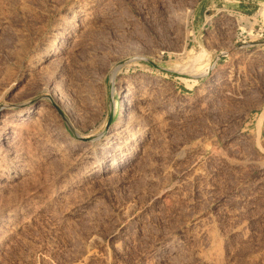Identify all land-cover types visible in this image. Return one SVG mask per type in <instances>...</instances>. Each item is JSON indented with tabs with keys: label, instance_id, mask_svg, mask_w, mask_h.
<instances>
[{
	"label": "rangeland",
	"instance_id": "obj_1",
	"mask_svg": "<svg viewBox=\"0 0 264 264\" xmlns=\"http://www.w3.org/2000/svg\"><path fill=\"white\" fill-rule=\"evenodd\" d=\"M79 3L92 7L87 18L74 15ZM236 12L250 17L247 33L237 32ZM260 29L263 0H0V126L22 111L44 114L22 132L20 165L0 159V264H264ZM127 86L157 95L143 116L150 146L81 183L75 174L87 176V162L58 148L76 131L100 134L101 156ZM214 148L258 165L230 166ZM196 166L201 180L192 178ZM161 187L188 193L189 208H179L177 193L156 198ZM10 209L19 215L8 218ZM200 217L212 236L188 246H205V259L181 242L178 255L169 239H187Z\"/></svg>",
	"mask_w": 264,
	"mask_h": 264
},
{
	"label": "bare ground",
	"instance_id": "obj_2",
	"mask_svg": "<svg viewBox=\"0 0 264 264\" xmlns=\"http://www.w3.org/2000/svg\"><path fill=\"white\" fill-rule=\"evenodd\" d=\"M78 3V2H76ZM76 5V4H75ZM81 4L79 3V5L74 8L72 11L74 13V15L78 18H87L89 15H90V8L92 7H87L86 5H82L83 7L80 6ZM86 6V7H85ZM73 8V7H72ZM70 8V9H72ZM69 11V10H68ZM71 11V10H70ZM74 16V17H75ZM74 26H79L78 24H75ZM66 29V28H65ZM69 32V31H68ZM60 33V32H59ZM68 34V33H67ZM256 59V58H255ZM244 85V84H243ZM222 87V86H221ZM153 91V90H152ZM155 93H152L150 90H147L145 89V87H121L120 88V92H119V95L122 97V107H121V110H122V114H121V119L119 120V123H117V125L115 126V129L112 131V133L110 134V136H108L109 138L104 142V146L102 148V152H101V156H96V149L97 147L103 142V135H100V134H94L93 137H91L90 139H86L83 137V135L80 133V132H77L74 133L76 135V137H72V139L66 143V144H63L61 145L59 148H58V154L66 157V156H75V161L76 163H81V162H87V176H84V175H79L77 173V175L75 174V176L78 178V180L81 181L82 183V180H87V179H95V177H97V173L99 172L100 173V170L98 169L101 165V170L102 172H111V170L117 168L119 166V163H118V157L119 155H121V153H125V155H129V154H134V156L137 154L138 151L142 150V154H146L144 153V148L143 147H146V148H149L147 146H150L148 145L149 142H147L146 144V137L144 138V136L146 135L144 132H145V128L146 126H144L145 122L147 121H144L145 119L143 118V116L146 115V111H148V105L150 104L151 100L156 97L157 98V95L154 96ZM155 98V99H156ZM154 99V100H155ZM158 100L160 101V99L158 98ZM139 103L135 106L134 108V103L138 102ZM155 102V101H154ZM166 102V101H165ZM153 103V102H152ZM156 103V102H155ZM159 103V102H158ZM152 107L153 105L150 104ZM149 105V106H150ZM159 105V104H158ZM150 106V107H151ZM151 107V108H152ZM159 108V107H158ZM44 108H41V110H43ZM156 112V111H155ZM24 111H22L19 115H17V118L15 119H9V118H6V119H3L1 121V126H0V135L1 133L3 134H7V136L1 138L0 137V142L2 145H5L7 148H9L7 150V152H2L0 150V159L4 156H10V158L12 159V163L14 165H20L19 163L22 161V157L23 155L21 154V152L19 151V149L17 148L19 145L23 144V139H22V132L24 130L27 131V129H29L31 126L33 127L34 125H36L38 128L39 126H41L42 122H43V115L44 114H41L42 112L39 111H35V114L33 115V117H31L30 119H26L24 118ZM149 113V112H148ZM154 113V110L150 111L149 114H147V116H150V114L152 115ZM158 113V111H157ZM165 113H163L164 115ZM170 115V114H169ZM32 116V115H31ZM154 115L151 116V119ZM160 116V115H159ZM147 118V117H146ZM161 120H164L163 117H161ZM165 118V117H164ZM171 118V117H170ZM150 119V120H151ZM157 118H154L152 120H155L156 121ZM151 120V121H152ZM158 119V121H161ZM166 120V119H165ZM168 121V120H167ZM166 122V121H165ZM182 122V121H181ZM158 123H161V122H158ZM157 123V124H158ZM164 123V122H163ZM162 123V126H164ZM32 124V125H31ZM167 124V123H166ZM146 125V124H145ZM156 125V124H155ZM161 125V124H160ZM145 127V128H144ZM11 129V130H10ZM8 132H9V135H8ZM149 132V131H148ZM26 133V132H25ZM27 135V134H26ZM25 135V136H26ZM149 135V134H148ZM107 136V135H106ZM150 136V135H149ZM25 138V137H24ZM149 138V137H148ZM26 139V138H25ZM149 140V139H148ZM118 141V142H116ZM135 142V143H133ZM103 144V143H102ZM136 144H139L140 146L138 148H136V150H134V147L136 146ZM147 145V146H145ZM142 146V147H141ZM205 148V147H204ZM149 150V149H148ZM214 152L216 153L217 157L219 156L220 158H222V160L226 161L230 166H238L239 165H248V164H254L258 161H254L250 158H243L241 160H238L237 158H234V157H229V155L227 156L224 152H222V150H219L217 148H214ZM149 152V151H148ZM151 152V151H150ZM140 153V152H139ZM180 154V153H179ZM178 154V155H179ZM149 155V154H148ZM144 156V155H143ZM248 156V155H247ZM67 158V157H66ZM112 158L111 162L108 164V160ZM145 157H143L144 159ZM180 159H183L185 158L184 157V153L181 152V154L179 155ZM177 158V159H178ZM179 159V160H180ZM148 161V160H147ZM259 161H262V162H259V165L258 167H261L262 170H264V160H259ZM147 164V163H146ZM27 164H24V167L26 168V170H28V168L26 167ZM82 165V164H81ZM146 166V165H145ZM85 167V166H84ZM170 167V166H169ZM25 168L23 170H25ZM236 168V167H235ZM166 170V169H165ZM170 170V168H169ZM85 171V170H84ZM203 170H201L202 172ZM114 172V171H113ZM166 172V171H165ZM171 172V171H170ZM169 172V173H170ZM200 172V167H197L195 169H193V175H192V178L193 179H196L198 178V180H201L199 179L201 176H203ZM19 175L21 174L20 171L17 172ZM84 173V172H83ZM140 173V172H139ZM209 174V173H208ZM0 175H2V173L0 172ZM23 175V174H22ZM165 175V174H164ZM73 177V176H72ZM206 177V176H205ZM75 177H73V180H74ZM153 178V177H152ZM155 178V177H154ZM186 178L188 179L189 177H185L184 180H186ZM72 179V178H71ZM76 179V178H75ZM159 181V180H158ZM192 181V180H191ZM197 181V180H196ZM195 181V182H196ZM198 182V181H197ZM200 182V181H199ZM207 182V180H206ZM216 182V181H215ZM77 183V182H76ZM186 183V182H185ZM188 183V182H187ZM194 183V182H193ZM211 183V182H210ZM210 183L208 186H210ZM164 185V184H163ZM181 185H179L180 187ZM187 186V185H186ZM215 186V185H213ZM173 187V186H172ZM184 187V186H183ZM202 187V186H201ZM205 187V186H204ZM211 187V186H210ZM200 188V187H199ZM172 189V188H170ZM174 189V188H173ZM180 189V188H179ZM178 189V190H179ZM182 189V188H181ZM185 189V188H184ZM191 189V188H190ZM205 189V188H203ZM214 189V188H213ZM187 190V189H186ZM185 191V190H184ZM155 192V191H154ZM201 192H203L201 190ZM210 192V191H209ZM16 193V192H15ZM15 193H12L15 195L19 194H15ZM21 193V192H20ZM175 193V195L173 194ZM176 193L179 195V199L181 198L180 202H181V206L179 208H183L185 205H187L189 202H192V199L188 196V193L185 194V192H183L182 190H179V191H171V190H167L165 188H162L160 190H158L156 192V198H160L161 200L163 201H166V202H169L171 194L173 196H176ZM192 193V192H191ZM195 193V192H194ZM199 193V192H198ZM204 193V192H203ZM197 194V193H196ZM194 194H192L191 196H193ZM13 196V198H14ZM155 196V195H154ZM16 197V196H15ZM22 197L24 196H20V200H22ZM206 197V196H205ZM196 198V197H195ZM18 198L14 199L15 201H17ZM155 199V198H154ZM173 199H175L173 197ZM194 199V198H193ZM14 200H11L13 202H15ZM158 200V199H157ZM156 200V201H157ZM178 200V199H177ZM195 200V199H194ZM197 200V199H196ZM195 200V201H196ZM171 201V200H170ZM19 202V201H18ZM21 202V201H20ZM162 202V201H161ZM177 202V201H176ZM179 202V200H178ZM194 202V201H193ZM197 202V201H196ZM200 202V201H199ZM9 203V204H11ZM165 203V202H163ZM195 203V202H194ZM198 203V202H197ZM166 204V203H165ZM180 204V203H178ZM190 204V203H189ZM21 205V204H20ZM194 205V204H193ZM196 205V204H195ZM237 203H233L231 206H236ZM12 206V204H11ZM22 206V205H21ZM16 208V207H14ZM18 208V207H17ZM22 208V207H21ZM187 208V206H186ZM184 208V209H186ZM189 208V207H188ZM187 208V209H188ZM179 209V210H181ZM182 209V211L184 210ZM17 209H10L6 216H8V218L10 217H13V215H15L17 212H16ZM19 210V209H18ZM22 210V209H21ZM20 210V212H21ZM231 210V208H227L226 211H229ZM200 211V210H199ZM129 212V211H128ZM18 214V213H17ZM21 214V213H20ZM126 213L124 212V215ZM128 214V213H127ZM126 214V215H127ZM3 215V214H2ZM19 215V214H18ZM123 217V216H122ZM125 217V216H124ZM186 217V216H185ZM4 218V217H3ZM6 218V217H5ZM190 218V217H189ZM201 218V217H200ZM203 220H199V223H198V226H197V230L195 228V232L193 231V233L189 232V234H187V231L186 233L184 232V234L188 236V238L186 239V237H180L178 235H175L173 237V240L170 242V239H169V247L171 249L174 250L175 253H177L178 255L181 254L180 252V249L177 248V243L178 242H181V244L183 243L185 249L184 251H186L187 253H189L190 255L196 257L197 258H203L205 259V256H204V253H205V246L201 247V248H193L191 249L188 245H190V241L191 240H196L198 239H204L205 237H207L206 235H210L211 233V225L209 223H206V221H204V217H202ZM201 218V219H202ZM7 219V218H6ZM5 219V220H6ZM187 219V218H186ZM185 219V220H186ZM11 220V219H9ZM1 221V220H0ZM200 221L203 223V226L200 225L202 223H200ZM204 221V222H203ZM185 222V221H184ZM186 223V222H185ZM197 225V224H196ZM200 225V226H199ZM176 226V225H175ZM195 226V225H194ZM215 227V226H214ZM171 228V227H170ZM213 228V227H212ZM215 229V228H214ZM184 231V230H183ZM191 231V230H190ZM215 231V230H214ZM173 232H174V229H173ZM172 233V232H171ZM169 234V233H168ZM176 234V233H175ZM167 235V234H166ZM174 235V234H173ZM168 236V235H167ZM170 236V235H169ZM212 236V235H210ZM209 238H212L210 237ZM208 238V239H209ZM172 239V238H171ZM213 239V238H212ZM214 240V239H213ZM201 241V240H200ZM203 241V240H202ZM201 241V242H202ZM197 242V241H196ZM200 242V243H201ZM192 243V242H191ZM199 245H202L200 244ZM211 243H214L213 241L211 242L210 240V245ZM195 244V243H194ZM209 244V242H208ZM207 244V245H208ZM155 246V245H154ZM166 246V245H165ZM188 246V247H187ZM193 246V244H192ZM152 247V245H151ZM199 247V246H198ZM191 249V250H188ZM158 249V248H156ZM169 249V248H168ZM179 249V250H178ZM148 250V249H147ZM171 250V251H173ZM160 251V249H159ZM183 251V252H184ZM184 254V253H183ZM186 254V253H185ZM188 254V256H189ZM177 256V255H176ZM190 257V256H189ZM185 259V258H184ZM194 259V258H192ZM202 260V259H201ZM171 262V261H170ZM197 262V260H196ZM201 262V261H200Z\"/></svg>",
	"mask_w": 264,
	"mask_h": 264
},
{
	"label": "built area",
	"instance_id": "obj_3",
	"mask_svg": "<svg viewBox=\"0 0 264 264\" xmlns=\"http://www.w3.org/2000/svg\"><path fill=\"white\" fill-rule=\"evenodd\" d=\"M231 16H233V18L237 24V28H236L237 32L240 31V33H247V29L250 28V17L247 18V21H244V20H242L243 16L241 14H239L238 12H236L235 14H231ZM208 24L209 23H206V25H208ZM263 31L264 30L260 29L259 30L260 33L259 32L257 33V35L260 36L261 38L264 36Z\"/></svg>",
	"mask_w": 264,
	"mask_h": 264
}]
</instances>
